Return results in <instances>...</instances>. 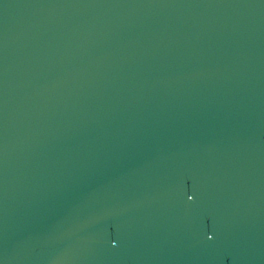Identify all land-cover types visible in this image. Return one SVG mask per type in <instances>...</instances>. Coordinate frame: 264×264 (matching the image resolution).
Returning <instances> with one entry per match:
<instances>
[{
  "label": "water",
  "instance_id": "95a60500",
  "mask_svg": "<svg viewBox=\"0 0 264 264\" xmlns=\"http://www.w3.org/2000/svg\"><path fill=\"white\" fill-rule=\"evenodd\" d=\"M0 264H264V0H0Z\"/></svg>",
  "mask_w": 264,
  "mask_h": 264
}]
</instances>
